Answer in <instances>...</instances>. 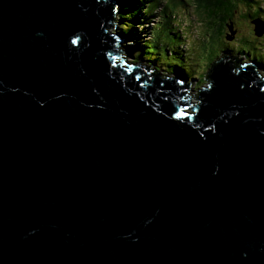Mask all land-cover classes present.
Instances as JSON below:
<instances>
[{
	"label": "water",
	"instance_id": "water-1",
	"mask_svg": "<svg viewBox=\"0 0 264 264\" xmlns=\"http://www.w3.org/2000/svg\"><path fill=\"white\" fill-rule=\"evenodd\" d=\"M116 6L0 0V264H264V75L224 53L191 103Z\"/></svg>",
	"mask_w": 264,
	"mask_h": 264
},
{
	"label": "rangeland",
	"instance_id": "rangeland-1",
	"mask_svg": "<svg viewBox=\"0 0 264 264\" xmlns=\"http://www.w3.org/2000/svg\"><path fill=\"white\" fill-rule=\"evenodd\" d=\"M257 1L260 5L264 4V0H257ZM128 4L129 3H127V5ZM242 4L244 5V3ZM199 5L200 3L198 0H156V3L154 4L152 3V5L150 6V10H149L150 12L148 10L139 9L138 11L139 14L137 15L138 18L135 19V21L132 22V24L130 23V26H134V28L131 32L129 31L127 32L128 35H124L122 33L123 30L121 27L123 26L122 18L117 19L116 26L114 28H109V31L120 32L125 36L120 46L123 47L122 53L124 57H126L129 61L134 63L141 61L145 65H149L150 63H153L152 65H150V68L155 69L159 73L164 74L168 77H173L175 74L178 73L180 78H182L184 81L186 79L185 84L191 82V86L189 88V95H192L189 96V100L191 103H195L198 101V92H197L198 89H202V87H206L208 84L207 79L200 82V79L198 77L199 72L202 70L203 67H205V70L203 69L204 71L203 73L206 74V72L210 69L209 67L212 66V63H214L224 53L231 55H238V54L243 55L244 58L239 61L240 64L241 62H245V63L252 61L256 62L258 72L260 71L262 75H264V68L263 67L261 68V64L259 62H257L255 59H252V57L250 58V56L241 53L242 51L234 49L241 46L232 43L234 38L237 37L238 32L239 33L241 32L242 35H244L243 33L247 35V33L252 32L253 29L255 28V24L252 26L251 22L249 24V21H245L242 18L239 20V22L227 21V26L225 29L226 33L223 41H220V43L225 42L223 44H225V46L226 45L228 46H226L224 49H222L221 47L218 53H214L212 52L214 50H211L212 58L210 60V63H208L206 66L203 67L202 65H200L198 67L199 69H196L197 66L196 62H198L196 61V58L198 57L201 59L204 57L203 55H205L201 53L202 49L204 48L205 51L207 52L208 45H210V47H215L209 44L208 42L209 41L208 37L210 36V33L207 31L208 28L207 24L211 23L213 24L214 29H217V25H215L212 21L209 22L205 20L206 18L205 10L204 8L198 9ZM116 9L119 14V7ZM166 12L169 14L170 18L167 19L166 16V19H162V16L166 15ZM259 16L262 17V19H264V12H262L261 15ZM173 19L175 20V25ZM167 20H169V26L171 30H174L176 32L177 29L180 32L179 37L173 34H170L169 36L163 35L162 38H159L157 36V33L162 28L163 23L167 22ZM127 26L128 25L125 24V29H127ZM202 29H204V32L201 33ZM135 37H137V40ZM256 38L258 40V44H260L264 48V36L256 35ZM161 39L167 42L171 41L173 44L170 42L169 45H164V47L161 48L162 45L159 44V41L161 42ZM245 40H249V39L246 38ZM150 42L152 43L151 47L153 46V43L154 45L155 43H158V45L156 44L157 46L155 48H152L154 49L153 52H149V53L147 52L148 55L151 57L144 55L139 56V52L136 54L134 53V51L133 52L130 51V49L134 50L137 48L139 50H142L143 48L147 49V44H150ZM171 44L172 45L179 44L180 47L179 48L176 47V48L179 49L178 55L184 59V60L182 59L183 63L185 64L183 65V68L186 69V67L188 68L192 67V72L194 73V76H188V75L183 76V74L180 71L177 72H174L173 70L171 71L170 69H168L167 66L164 65L166 64L165 62L168 61V59H166L167 57L172 58L173 56H175L176 52H174V49L170 48ZM229 46L234 47L233 50L236 51L237 53L235 54L234 52L228 51L227 47ZM216 47L218 48V45ZM162 49H164V51ZM261 51L264 53V49H262ZM175 58L177 61L180 60V58L177 57Z\"/></svg>",
	"mask_w": 264,
	"mask_h": 264
},
{
	"label": "trees",
	"instance_id": "trees-1",
	"mask_svg": "<svg viewBox=\"0 0 264 264\" xmlns=\"http://www.w3.org/2000/svg\"><path fill=\"white\" fill-rule=\"evenodd\" d=\"M200 5L198 6V9L200 8H204L205 10V15L206 21L209 22H213L215 25H217V29H214L213 24L208 23L207 24V31L210 33L209 38V44L213 45V46H217L216 47H210V45H208V51L206 52L205 49H202V54L204 57L203 58H196V62L197 66L196 69H199L198 67L200 65L206 66L208 63H210V60L212 58L211 55V50H214L212 52L214 53H218L220 48L222 47V49H224L226 46L225 42H221L224 39L225 36V29L227 26V21H237L239 22V20L242 18L245 21H249V24L251 22L252 26L254 25L252 23V18L254 17H260L259 15H261L262 12H264V4H259L257 0H198ZM118 2V7H119V18H122L123 20V26L122 27V31L125 33H127L128 31L131 32L134 28V26H130V23L132 24V22L135 21V19H137V15L139 14L138 11L139 9L141 10H150V6L152 5V3H156V0H117ZM244 3V5L242 3ZM127 3H129L127 5ZM248 6H246V5ZM146 6V7H145ZM144 7V8H143ZM143 12V11H142ZM150 12V11H149ZM168 12V10H167ZM166 12V15L162 16V19H167L170 18L169 14ZM202 14V13H201ZM200 14V16H201ZM204 20V21H205ZM174 21V25H175V20ZM122 23V22H121ZM244 23V21H243ZM125 24H127V29H125ZM229 24V23H228ZM234 24V23H233ZM131 28V29H130ZM176 29V26H175ZM253 29V27H252ZM204 32V29L201 30V33ZM249 32V31H248ZM170 34H173L175 36H180V32L176 29V32L174 30L170 29L169 26V20H167V22L163 23L162 28L158 31L157 36L159 38H162L163 35L169 36ZM212 34V36H211ZM244 35H242V33L238 32L237 37L234 38V40L232 41V43H235L237 45H241L237 48L234 47H227L228 51L234 52L235 54L237 53L236 51L233 50V48L235 50H239L242 51L241 53L246 54L247 56H250V58L252 57V59H255L257 62H259L261 64V68H264V53L261 51L262 49H264L260 44H258V40L256 38V34L255 31L253 29L252 32L247 33V35L245 33H243ZM128 35V33H127ZM264 36V34H263ZM212 37V38H211ZM137 40V37H135ZM214 38V39H213ZM246 38H248L249 40H245ZM254 38V39H253ZM216 39V40H215ZM171 41L167 42L164 41L163 39H161V42L159 41V44L162 45L161 48L164 47V45H169ZM172 43V42H171ZM244 43V44H243ZM158 43H153V46L151 47L152 43L150 42V44H147V49L143 48L142 50L137 49H130L131 52L134 51V53H138L139 52V56H149L148 53L149 52H153ZM173 44V43H172ZM171 47L172 49H174L175 56H173L172 58L167 57L166 59H168V61H166L164 64L165 66L168 67V69H170L171 71L173 70L174 72L180 71L183 76H194V73L192 72V67H186V69L183 68V65H185L182 61V57L178 55L179 52V44H175L172 45ZM247 44V45H245ZM178 47V48H176ZM215 48V49H214ZM144 50V52H143ZM164 51V49H162ZM210 51V52H209ZM148 52V53H147ZM151 57V56H149ZM180 58L179 61L176 60V58ZM237 57H239V55H237ZM184 60V59H183ZM213 64V63H212ZM211 65V64H210ZM210 68V67H209ZM203 69L205 70V67L202 68V70L199 72L198 77L200 79V82L204 81L207 76L209 77V73L211 72H206V74H204ZM198 71V70H197ZM197 73V72H196ZM187 76V77H188ZM201 95V94H200ZM199 95V99L198 101H201V96Z\"/></svg>",
	"mask_w": 264,
	"mask_h": 264
},
{
	"label": "bare ground",
	"instance_id": "bare-ground-1",
	"mask_svg": "<svg viewBox=\"0 0 264 264\" xmlns=\"http://www.w3.org/2000/svg\"><path fill=\"white\" fill-rule=\"evenodd\" d=\"M115 1H116V5H117L116 8H118V2H117V0H115ZM190 21H191V20H190ZM156 68H157V67H156ZM184 83H186V82H184Z\"/></svg>",
	"mask_w": 264,
	"mask_h": 264
},
{
	"label": "clouds",
	"instance_id": "clouds-1",
	"mask_svg": "<svg viewBox=\"0 0 264 264\" xmlns=\"http://www.w3.org/2000/svg\"><path fill=\"white\" fill-rule=\"evenodd\" d=\"M255 18V17H254ZM254 18H252V19H254ZM260 18H262V17H260ZM254 24V23H253ZM243 63V62H242ZM259 73H261L260 71H259Z\"/></svg>",
	"mask_w": 264,
	"mask_h": 264
}]
</instances>
